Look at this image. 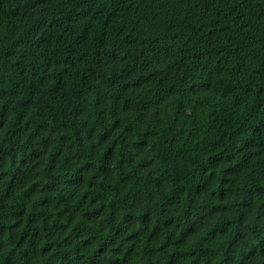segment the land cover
Returning a JSON list of instances; mask_svg holds the SVG:
<instances>
[{
  "label": "trees",
  "instance_id": "16d2710c",
  "mask_svg": "<svg viewBox=\"0 0 264 264\" xmlns=\"http://www.w3.org/2000/svg\"><path fill=\"white\" fill-rule=\"evenodd\" d=\"M0 264H264V0H0Z\"/></svg>",
  "mask_w": 264,
  "mask_h": 264
}]
</instances>
